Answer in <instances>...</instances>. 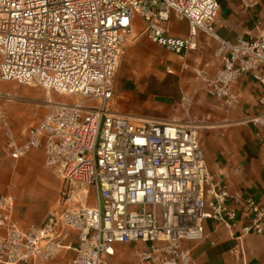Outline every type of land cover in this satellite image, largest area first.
Returning <instances> with one entry per match:
<instances>
[{
    "label": "built area",
    "instance_id": "obj_1",
    "mask_svg": "<svg viewBox=\"0 0 264 264\" xmlns=\"http://www.w3.org/2000/svg\"><path fill=\"white\" fill-rule=\"evenodd\" d=\"M171 10L187 19L186 37L164 26ZM218 11V0H0V81L72 99H48L50 110L22 143L0 112L6 155L17 160L41 149L44 167L66 183V200L79 186L101 197L96 206L78 204L42 226L21 229L14 197L0 195V264H46L68 248V231L77 233L68 264H109L114 245L132 241L142 245L139 264H196L184 242L203 238L206 219L236 225L228 222L236 213L228 208L227 186H218L208 171L199 124L132 120L108 105L138 15L151 41L180 56L198 49L200 33L215 38L222 66L205 79V93L234 108L232 84L251 76L261 89L260 113L251 121L264 125V33L221 39L214 31ZM243 206L252 217L242 235L264 231V207L251 197Z\"/></svg>",
    "mask_w": 264,
    "mask_h": 264
},
{
    "label": "crops",
    "instance_id": "obj_2",
    "mask_svg": "<svg viewBox=\"0 0 264 264\" xmlns=\"http://www.w3.org/2000/svg\"><path fill=\"white\" fill-rule=\"evenodd\" d=\"M218 3L214 31L219 38L233 41L264 33V0H218ZM173 18L186 23V32L172 30ZM145 26L141 17H133L132 31L126 38L114 75L109 109L143 122L199 124V144L208 171L218 186H227L230 193L227 205L236 213L234 220L228 222L236 225L227 226L206 219L203 238L186 241L184 246L190 250L196 264H264V231L245 235L241 232L252 217L243 206L245 200L251 197L264 207V125L251 121L260 113V86L249 75L241 77L232 84L238 104L225 108L204 89L205 79L213 78L222 66L220 57L216 56L219 42L200 33L198 49L180 56L151 41L144 31ZM164 26L172 36L188 35L187 19L173 10ZM1 82L4 86L0 89V112L5 113L16 141L22 143L27 131L50 110V104L37 94L18 96L17 83ZM18 100L33 101L35 109L18 108ZM5 142L6 134L0 126V195L14 197V217L21 229L31 224L42 226L50 215H59L66 208L78 204L93 207L100 202L96 191L86 186L75 188L72 198L66 200L62 194L66 183L46 168L54 180V187L50 195L45 196V209L35 210L21 194L22 190L18 192V164L32 152H39L44 166L43 151L32 149L24 157L13 160L4 151ZM64 243L68 248L46 264H68L74 256L72 247L77 244V233L68 231ZM141 247L134 241L118 243L108 262L139 264L136 250Z\"/></svg>",
    "mask_w": 264,
    "mask_h": 264
},
{
    "label": "rangeland",
    "instance_id": "obj_3",
    "mask_svg": "<svg viewBox=\"0 0 264 264\" xmlns=\"http://www.w3.org/2000/svg\"><path fill=\"white\" fill-rule=\"evenodd\" d=\"M170 26L176 32H186V23L178 19L173 18ZM3 86V83L0 81V89ZM32 94H37L38 97L45 98L46 100L50 99L51 101H72L69 97H65L56 92H51L48 96L46 91L41 87L18 84V96H29ZM18 108L35 109V103L33 101L18 100ZM53 187L54 180L50 172L42 166V158L39 152H32L18 164V192L22 190L21 194L35 210L45 209L47 205L45 196L50 195ZM132 209L134 208L130 207V210ZM157 214L160 219V207L157 208Z\"/></svg>",
    "mask_w": 264,
    "mask_h": 264
}]
</instances>
